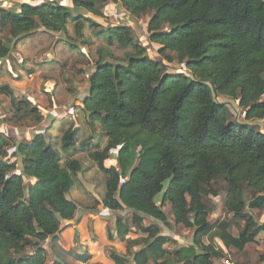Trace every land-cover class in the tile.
Wrapping results in <instances>:
<instances>
[{
    "label": "trees",
    "instance_id": "1",
    "mask_svg": "<svg viewBox=\"0 0 264 264\" xmlns=\"http://www.w3.org/2000/svg\"><path fill=\"white\" fill-rule=\"evenodd\" d=\"M60 1L0 9V62L37 30L65 37L68 24L74 39L83 38L88 27L99 29L109 47L131 48L122 59L110 52L108 60L99 57L79 105L87 123L98 125L106 138L90 155L105 176L96 204L132 214L115 220V236L126 250L110 251L112 264H216L224 254L216 242L242 252L264 236V223L252 215L264 211V133L255 124L231 121L226 106L215 100L238 101L245 120L264 128V0ZM109 3H119L136 19L153 13L148 39L162 61L134 42L131 27L95 21L104 19ZM170 53L186 74L166 72L165 63L174 61ZM0 95L9 100L12 118L41 120L37 107L17 100L8 85L0 86ZM2 125L0 117V264H46L45 242L77 213L67 195L82 167L73 159L61 164L44 131L15 142ZM77 133L69 123L60 137L63 151L74 147ZM110 159L115 165L106 166ZM220 178L224 210L232 217L210 224L208 198L219 196L213 184ZM164 207L176 226L194 230L191 243L171 252L159 227L145 225L152 220L168 226ZM239 221L243 227L235 236L230 229Z\"/></svg>",
    "mask_w": 264,
    "mask_h": 264
},
{
    "label": "rangeland",
    "instance_id": "2",
    "mask_svg": "<svg viewBox=\"0 0 264 264\" xmlns=\"http://www.w3.org/2000/svg\"><path fill=\"white\" fill-rule=\"evenodd\" d=\"M45 1L51 0H0V9L16 10L22 3L37 5ZM60 2L69 5L70 0ZM103 12L104 19L94 18L96 22L104 27H131L134 42L146 50L149 58L162 61L157 55L158 46L151 44L148 39L147 24L153 15L152 12L136 19L119 3H109L104 6ZM67 31L64 37L39 29L19 41L8 60L0 62V86L8 85L17 100H26L37 107L41 120L36 123L32 117L12 118L9 100L1 95L0 117L4 132L10 135L8 138L11 137L15 142L28 141L37 131H44L47 143L52 144L59 152L61 164L73 159L79 161L82 167L74 187L67 195V198L76 204L77 213L72 221L62 224L55 238L45 242L43 247L48 253L46 264L56 261L63 264H112L108 257L109 252L123 254L126 250V245L115 236V220H130L132 214L128 210L111 212L96 204L104 194L105 176L98 170L90 155L104 147L106 138L98 125L87 123L79 105L88 95V78L95 71L99 57L108 60L107 52H110L112 57L122 59L131 48L122 49L116 44L107 46L99 34V29L85 27L81 39H74L72 24L67 25ZM170 55L174 61L171 64L165 63L166 72L170 75L186 74L184 65L176 60L175 54ZM215 100L226 106L231 121L238 124H255L264 133L260 121L245 120L244 109L239 106L238 101L225 97H215ZM72 121L78 129L76 141L73 148L63 151L60 147V137ZM10 153L11 151L8 154ZM114 155L115 152H112L111 159ZM111 159L106 162V166L115 165ZM19 167L17 163L16 173ZM224 186L221 178L213 184L219 196L208 198V204L211 206L208 218L210 224L229 221L232 217L224 210ZM162 210L167 215L168 226L152 220L145 221V225L155 224L159 227L161 235L168 239L164 248L171 252L191 243L194 230L176 226L169 208L164 207ZM252 215L258 223H264V211H253ZM237 224L238 227L233 225L230 229L235 236L243 227V222L239 221ZM109 232L113 235L112 240H109ZM136 237L134 233L130 235L131 239ZM263 239L262 234L258 235L256 241L247 245L242 252L225 248L222 243L216 242V246L224 253L216 264H223L224 260H228L230 264H264L259 262V256L264 252Z\"/></svg>",
    "mask_w": 264,
    "mask_h": 264
},
{
    "label": "built area",
    "instance_id": "3",
    "mask_svg": "<svg viewBox=\"0 0 264 264\" xmlns=\"http://www.w3.org/2000/svg\"><path fill=\"white\" fill-rule=\"evenodd\" d=\"M222 262H223V264H230L228 260H224Z\"/></svg>",
    "mask_w": 264,
    "mask_h": 264
},
{
    "label": "crops",
    "instance_id": "4",
    "mask_svg": "<svg viewBox=\"0 0 264 264\" xmlns=\"http://www.w3.org/2000/svg\"><path fill=\"white\" fill-rule=\"evenodd\" d=\"M4 128V127H3ZM5 135H6V133H5ZM6 136H10V135H6ZM11 138V137H10Z\"/></svg>",
    "mask_w": 264,
    "mask_h": 264
}]
</instances>
